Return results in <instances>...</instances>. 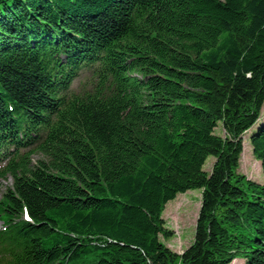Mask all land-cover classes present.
Returning a JSON list of instances; mask_svg holds the SVG:
<instances>
[{
	"label": "trees",
	"instance_id": "obj_1",
	"mask_svg": "<svg viewBox=\"0 0 264 264\" xmlns=\"http://www.w3.org/2000/svg\"><path fill=\"white\" fill-rule=\"evenodd\" d=\"M263 105L264 0H0V264H264Z\"/></svg>",
	"mask_w": 264,
	"mask_h": 264
},
{
	"label": "rangeland",
	"instance_id": "obj_2",
	"mask_svg": "<svg viewBox=\"0 0 264 264\" xmlns=\"http://www.w3.org/2000/svg\"><path fill=\"white\" fill-rule=\"evenodd\" d=\"M80 85L79 79L73 82V86L77 88ZM264 122V105L259 121L251 129L243 133L242 144L243 150L239 159L238 172L244 174L248 179L255 182H262L263 174L261 165L252 154L250 144V135L253 128H256L260 123ZM215 132L221 136L224 131L221 126H218ZM33 159L39 157L38 154L32 155ZM214 158L208 157L203 169L207 172L210 171ZM12 179L10 176L7 179L0 180V198L5 192L7 187L11 186ZM201 200V190L191 189L185 193H179L175 199L169 201L165 205L162 213L164 226L171 233L168 236H160L161 241L173 252L181 254L182 251L192 242L195 230L196 218L198 215ZM1 227V222H0ZM230 264H243V259H234Z\"/></svg>",
	"mask_w": 264,
	"mask_h": 264
}]
</instances>
